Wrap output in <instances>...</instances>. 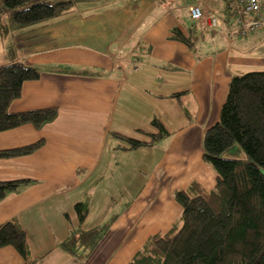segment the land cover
<instances>
[{
	"label": "crops",
	"instance_id": "obj_1",
	"mask_svg": "<svg viewBox=\"0 0 264 264\" xmlns=\"http://www.w3.org/2000/svg\"><path fill=\"white\" fill-rule=\"evenodd\" d=\"M191 1L80 3L17 34L14 57L0 36V66L16 60L42 70L11 111H59L41 130L0 133V150L44 142L32 155L0 159V181L29 182L0 204V225L17 220L26 232L27 258L7 246L0 264H129L179 219L176 191L193 182L215 188L204 136L220 120L232 76L264 71V31L234 38L226 0H214L218 28L196 53L169 40L174 28L188 33ZM121 137L146 145L126 150ZM80 203L89 210L84 230L111 222L86 260L57 247L81 227Z\"/></svg>",
	"mask_w": 264,
	"mask_h": 264
},
{
	"label": "trees",
	"instance_id": "obj_2",
	"mask_svg": "<svg viewBox=\"0 0 264 264\" xmlns=\"http://www.w3.org/2000/svg\"><path fill=\"white\" fill-rule=\"evenodd\" d=\"M95 1L102 0H0V36L8 42V56L15 55L17 34L25 35L27 28L63 16L80 3ZM228 1L225 14L231 17ZM190 19L188 33L174 28L169 40L182 42L197 53L196 41H206L213 31ZM41 75V68L21 61L0 66V133L26 125L41 130L57 119L56 107L11 111L24 84ZM153 124L161 135L165 133L158 121ZM121 138L126 140V150L146 145ZM237 145L246 159H226L225 154ZM43 146L39 141L0 150V159L29 156ZM203 160L216 174L215 188L208 191L193 182L186 190L176 191L174 199L182 209L179 219L167 232L149 238L129 264H264V71L232 76L220 120L204 136ZM25 183L29 182L0 181V204ZM75 211L81 227L57 247L77 260H86L109 233L111 222L84 230L87 203L77 204ZM7 246L27 258V235L17 220L0 225V248Z\"/></svg>",
	"mask_w": 264,
	"mask_h": 264
},
{
	"label": "built area",
	"instance_id": "obj_3",
	"mask_svg": "<svg viewBox=\"0 0 264 264\" xmlns=\"http://www.w3.org/2000/svg\"><path fill=\"white\" fill-rule=\"evenodd\" d=\"M213 2L214 0H192L187 5L192 20L207 31H216L219 25L217 16H213L211 11ZM228 10L236 20L239 37L264 30V0H229Z\"/></svg>",
	"mask_w": 264,
	"mask_h": 264
},
{
	"label": "rangeland",
	"instance_id": "obj_4",
	"mask_svg": "<svg viewBox=\"0 0 264 264\" xmlns=\"http://www.w3.org/2000/svg\"><path fill=\"white\" fill-rule=\"evenodd\" d=\"M54 1V0H53ZM229 18V22H227L229 24V27L231 28V32L234 31V29H237V25H236V20L234 21L233 17H230L228 16ZM6 21V19H4V22ZM221 22H223L222 20H220ZM224 23V22H223ZM225 24V23H224ZM82 27H87V25H81L79 28L80 29H85V28H82ZM258 33V32H257ZM254 34V33H253ZM236 36H238V34H233V37L234 38H237ZM239 37V36H238ZM205 42V40H197L196 43H197V47L200 46L201 44H203ZM136 155V154H135ZM226 159H236V160H241V161H244L246 159V154L244 153V151L242 150V148L240 147V145H237L233 150H231L230 152L226 153ZM224 155V156H225ZM141 186V185H140ZM133 194H134V191H133ZM100 218H105L103 216H101ZM104 224L106 223H103L102 225L100 226H103Z\"/></svg>",
	"mask_w": 264,
	"mask_h": 264
}]
</instances>
